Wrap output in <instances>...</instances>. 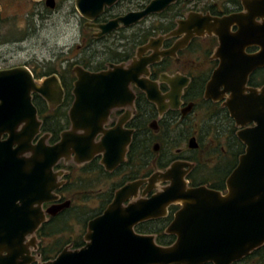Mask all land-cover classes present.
<instances>
[{
	"label": "water",
	"instance_id": "obj_1",
	"mask_svg": "<svg viewBox=\"0 0 264 264\" xmlns=\"http://www.w3.org/2000/svg\"><path fill=\"white\" fill-rule=\"evenodd\" d=\"M117 1L74 0V6L82 18L93 20ZM176 1L151 0L140 11L96 25L99 36L120 23L128 26L159 14ZM45 4L54 9L55 0H45ZM243 6L246 15L217 18L188 14L169 36L183 31L187 35L174 48L160 53L172 55L193 35L207 33L219 38L224 58L207 83L205 97L218 100L230 92L224 106L236 120L240 128L237 138L245 146L227 177L226 193L204 186L187 188L182 177H176L177 165H173L149 179L150 183L170 181V186L124 207L142 181L124 185L104 212L88 222L82 248H64L55 259L42 263H35L39 256L32 253L37 249L36 232L49 216L70 205L69 201L58 203L56 191L63 184L58 179L64 173L56 171V165L60 161L81 165L102 155L101 164L112 171L125 160L131 131L123 129L124 118L111 129L105 126L113 109L132 106V83L149 100H159L155 85L139 78L147 76L146 67L158 54L140 58L126 68L110 65L98 73L75 67L70 127L54 144L48 143V134L41 133L32 96L39 95L51 111L60 106L64 94L56 75L38 82L25 66L0 69V264H231L264 245V86L246 87L249 74L264 67V20L262 24L254 22L257 17L264 18V0H244ZM235 23L239 29L232 33L230 27ZM164 37L153 39L142 49L153 47ZM248 46L260 50L247 55L244 49ZM221 86L224 90L219 91ZM175 96L177 99L179 90ZM46 204L50 206L44 208ZM172 204L181 208L166 228L167 234L176 236L171 245H159L153 235L134 231L143 221L165 217Z\"/></svg>",
	"mask_w": 264,
	"mask_h": 264
},
{
	"label": "flooded vegetation",
	"instance_id": "obj_2",
	"mask_svg": "<svg viewBox=\"0 0 264 264\" xmlns=\"http://www.w3.org/2000/svg\"><path fill=\"white\" fill-rule=\"evenodd\" d=\"M150 1L118 0L113 6L105 7L103 12L93 20H86L80 16L83 24L82 29L89 33L88 40L81 37V42L86 41V43L84 46H76L79 51L74 60L72 57L59 60L58 67L53 72L41 77L56 75L63 94H66L68 86L72 87V94L73 84L76 80L75 67H80L91 73H98L108 70L110 65H123L126 68L132 62L139 61L140 58L149 57L154 53L158 54V59L147 65V76L141 75L139 78L146 79L155 85L159 100H149L146 93L132 83L130 88L135 95L132 106L113 109L105 126L106 129H111L120 119L124 118L123 129L131 131V140L127 147L125 160L112 171H107L101 164L102 155H97L91 161L81 165L73 162L75 166L66 165L67 163L63 161L59 162L66 166H72V172L58 169L59 163L56 165L55 170L64 173L58 179L63 182L56 191L59 197L58 203L69 201L68 208L77 205L98 208L100 204H104L100 214L97 215L99 216L111 204L117 190L135 181H142L137 194L130 197L123 206L139 199H148L171 185L170 181L156 179L150 183L149 179L156 173L166 172L173 165H177L175 168L177 169L176 177L181 176L186 182L187 188L204 186L224 195L227 191V177L237 166L239 156L245 151L244 144L239 141L236 135L240 128L224 106L231 96L230 92L221 94L218 100L205 97L207 83L213 73L220 69L221 60L224 58L223 53L219 50V38L207 33L200 36L193 35L186 44L176 48L172 55H160L161 52L168 51L181 43L187 35L186 31H183L180 35L169 36L178 28V21L185 20L188 14L196 13L201 17L217 18L233 14L246 15L247 10L243 6L244 0H204V2L200 0V6L197 5L199 0H177L159 14H151L142 21L128 26L120 23L115 30L99 36L100 30L96 25L116 20L130 12L140 11ZM41 2L45 4V0H41ZM150 18H153L152 22L146 23ZM156 19H159L158 22ZM263 20L264 18L257 17L254 22L262 24ZM238 29L237 23L230 27L232 33H236ZM145 30H151L152 33L143 39L142 34ZM161 36L166 37L160 43L142 49L150 41ZM259 50L257 46H248L245 47L244 53L252 55ZM183 80L185 83L179 89ZM263 86L264 67H260L249 74L246 87L260 89ZM177 90H179V96L176 99ZM221 90H224L223 86L220 87L219 91ZM127 111L129 113H126ZM247 126H253V124ZM235 138L244 146L237 162H235L237 151ZM99 139L100 136L96 138V141ZM92 161H97V164L107 174V176H102L98 182L95 180L96 173L91 169L86 170L89 173L79 170ZM74 171L76 175H74ZM79 177L93 182L92 188H88L87 191L75 188L78 183H82ZM68 181L73 183L72 195L58 193ZM143 192H146L145 195ZM85 193H88L90 198L81 201L82 195ZM101 194H106L102 200L99 199ZM77 195L80 196L79 199L76 198ZM48 206L50 205L46 204L44 208ZM180 208V204H172L167 208L165 217L143 221L134 227V231L141 235H153L155 241L156 233L152 234L148 231H160L162 235L170 236L175 241L176 236L167 234L166 228ZM89 221H87L84 235ZM141 224L143 231L138 232L136 228ZM76 226H80L82 229L80 222ZM70 245L72 246L70 250L80 249L84 246L79 248H73L72 244L67 246L71 247ZM231 264H264V245Z\"/></svg>",
	"mask_w": 264,
	"mask_h": 264
},
{
	"label": "rangeland",
	"instance_id": "obj_3",
	"mask_svg": "<svg viewBox=\"0 0 264 264\" xmlns=\"http://www.w3.org/2000/svg\"><path fill=\"white\" fill-rule=\"evenodd\" d=\"M81 19L74 0H56L54 9L47 8L41 0H0V69L25 66L40 82L45 78L42 75L58 67L59 60L77 57L76 46L86 43L81 42V37L89 38ZM66 165L75 166L72 161ZM73 229L74 236L81 234L80 226ZM35 263L42 261L36 257Z\"/></svg>",
	"mask_w": 264,
	"mask_h": 264
},
{
	"label": "trees",
	"instance_id": "obj_4",
	"mask_svg": "<svg viewBox=\"0 0 264 264\" xmlns=\"http://www.w3.org/2000/svg\"><path fill=\"white\" fill-rule=\"evenodd\" d=\"M151 30H145L142 34L143 39H146L147 36L151 34ZM48 75V74H45ZM42 75V76H45ZM71 86L66 87L67 92L64 95L63 102L60 106H58L55 110H50L46 102L37 94H33L32 101L34 106L37 109V113L39 119L41 120V132L42 134H48L49 144H54L59 141L60 134L69 129L70 122L68 119V110L73 102V95L71 94ZM237 151H236V160L238 156L243 152L244 146L235 138ZM58 169H65L67 171L73 170L72 166H66L62 163L57 165ZM91 169L96 173V182H98L102 176H107V174L103 171L102 167L97 164V161H92L86 164L84 167L79 169L83 173H89L86 170ZM86 171V172H85ZM82 183H78L75 188L82 189L83 191H87L88 188H92L91 184L93 182H89L86 179L79 177ZM73 183L67 182L58 193L62 195L70 196L72 195ZM88 193L82 195L81 201H86L90 198ZM65 197V196H64ZM106 197V194L100 195L99 199H103ZM80 198L79 195L76 197ZM104 204H100L98 208H86L77 205L71 206L70 208L64 210L59 213L57 216L49 217L48 220L40 226V228L36 232V238L38 240V249L35 252L39 256L42 262H46L56 258V256L69 244L73 245V248H79L84 245L83 235L85 232L87 221L92 219L93 217L100 214L103 209ZM82 224L81 234L76 237L73 235L74 227L76 225ZM142 224L139 225L136 230L138 232H142ZM73 230V231H72ZM150 233H156V242L159 245L168 246L171 245L174 241L170 236L162 235L159 232H154L153 230L148 231ZM67 235V236H66Z\"/></svg>",
	"mask_w": 264,
	"mask_h": 264
}]
</instances>
